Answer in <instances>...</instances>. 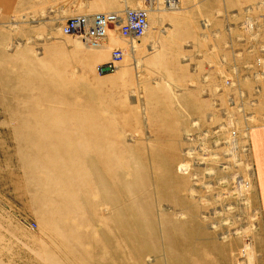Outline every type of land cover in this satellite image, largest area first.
Listing matches in <instances>:
<instances>
[{
  "label": "rangeland",
  "instance_id": "374dc122",
  "mask_svg": "<svg viewBox=\"0 0 264 264\" xmlns=\"http://www.w3.org/2000/svg\"><path fill=\"white\" fill-rule=\"evenodd\" d=\"M189 1L197 15L153 6L133 44L112 35L124 52L111 67L88 46L109 34L73 46L66 15H0V264H264L247 143L264 120V0ZM208 6L228 11L217 26L246 21L229 31L233 67L227 33L199 29ZM94 90L101 123L86 117ZM90 127L108 169L74 152ZM54 179L71 196L88 183L90 204L58 206Z\"/></svg>",
  "mask_w": 264,
  "mask_h": 264
},
{
  "label": "crops",
  "instance_id": "0c3cea01",
  "mask_svg": "<svg viewBox=\"0 0 264 264\" xmlns=\"http://www.w3.org/2000/svg\"><path fill=\"white\" fill-rule=\"evenodd\" d=\"M204 0H200V4L202 8ZM124 4H131L130 1H117V0H0V15L8 16L12 13H24L28 15L38 16L40 19L43 15H56L55 18H59L63 15L65 17L76 14V13H88L99 10L106 9H120L124 6ZM185 10L187 8H193L194 13L197 15L198 6L194 2H190L189 0H185ZM194 5V6H192ZM218 6H208L206 9H202L204 14H207L199 19V29H209L212 33L215 34L214 31H225L227 34L226 41L223 42V45L228 47V53L231 55L230 58H227L229 62H232L229 65L233 67L235 62L240 61L236 59V41L239 39L236 38L235 33H229V31L233 30H244L245 26L243 22H229L225 21L222 25L217 26L216 23H213L210 19L216 16H224L226 18L227 10L225 8L219 9ZM222 11V12H220ZM189 13L192 12L188 11ZM242 11H232L231 14L239 15ZM244 15V14H243ZM64 17V18H65ZM63 18V19H64ZM243 18V16H242ZM152 29V28H151ZM154 29V27H153ZM149 35V34H148ZM234 36L230 38V36ZM246 38L242 39V45H246ZM245 52V49L242 50V53ZM245 57V56H241ZM244 61V59H243ZM233 64V65H232ZM243 79V78H242ZM245 81H242V85H244ZM254 108V106H253ZM251 115H257L256 112L253 111ZM248 134V148H249V156L250 161L252 163V183L253 190L257 199V203L260 209V216L263 223V237H264V120L258 122H249L247 127ZM264 245V243H263Z\"/></svg>",
  "mask_w": 264,
  "mask_h": 264
},
{
  "label": "bare ground",
  "instance_id": "6f19581e",
  "mask_svg": "<svg viewBox=\"0 0 264 264\" xmlns=\"http://www.w3.org/2000/svg\"><path fill=\"white\" fill-rule=\"evenodd\" d=\"M119 1H121V2H125V1H130V2H134L135 3V5L137 4V5H141L142 4V2L140 1V0H119ZM180 1L181 0H178L177 2L175 1V2H172V3H170V5H168V6H164L165 4L163 3V0H154V1H152V3H151V5L150 6H148L147 8V16H146V21H147V23H146V25H147V28H146V30L148 29V27H149V23H148V14H149V12H150V10H151V8L153 7V6H155V5H160L161 7H163V8H166V7H168V8H176V7H178V5L180 4ZM130 5H132V4H130ZM121 9V8H120ZM112 10H117V8H115V9H112ZM105 11H108V10H105ZM146 30H145V32H146ZM144 32V33H145ZM62 33V32H61ZM143 33V34H144ZM63 34V33H62ZM81 34V36H80V39L78 38V39H74L73 38V40H72V45L73 46H78L76 43H78V44H80L79 43V40L81 41H83V39L84 40H86V41H89L90 40V38L88 37V36H85V34H83V33H80ZM108 34L110 35L109 36V38H108V41L106 42V43H101L100 41L98 42V41H96V43H94V44H88V46L90 47V46H92V47H94L93 49H99V50H109V51H111V49L113 48V46H111L112 44H114V40L116 39V38H114L112 35H115V37L117 36V37H119V38H121V39H123L125 42H128L129 44H133V41H132V39H130V38H127V37H125V36H122V35H120L119 33H116L115 32V30L114 29H111V28H107L106 29V32H105V36L107 37L108 36ZM84 36V37H83ZM104 36V37H105ZM96 38H94V40H95ZM100 39V38H99ZM101 39H103L102 37H101ZM100 39V40H101ZM85 45V44H84ZM81 46H83V44L81 45ZM86 46H87V44H86ZM111 46V47H110ZM115 46V45H114ZM85 47V46H84ZM88 47V48H89ZM116 47V46H115ZM120 50H121V52H122V54H121V57L118 59V60H116V61H114V63H116V62H118V61H120L121 59H122V56H123V50H122V48H119ZM109 94V93H108ZM92 98L94 99V100H91L90 99V101L89 102H87V103H85V106L90 110V113L88 112V114L86 115V117H87V119H90V120H93L92 119V117L94 116L95 118H96V120H97V122H100L101 123V120L102 119H100L98 116H95L94 114L95 113H97V111H100V110H102V109H104V108H106V104H104V102L106 101L105 100V98L104 99H102V96H101V92L99 93V92H96L95 90L92 92ZM105 100V101H104ZM104 101V102H103ZM109 108V107H108ZM115 110V109H114ZM93 115V116H92ZM73 117V116H72ZM72 117L69 119L70 120V122L71 123H73L74 122V119H72ZM90 117V118H89ZM93 127H90V129H89V131L87 132V133H85L84 135L82 134L81 136H84L82 139H81V141H80V145L82 146L80 149H74V152H81V151H83V150H86L87 151V153H88V155H91V153H95L96 155H97V157H98V162H99V164H100V166H102V168H104V169H108V166L107 165H109V164H107V163H105L103 160H101V157H100V150H101V140H99V138L101 137V135H102V132L101 131H98L99 129H97V130H95V131H90V130H93L92 129ZM96 137H98V140H95V138ZM72 143V142H71ZM74 143H76V142H74ZM104 149H106V148H104ZM108 149V148H107ZM118 149V148H117ZM120 149V148H119ZM66 151V150H65ZM67 151H69L68 150V148H67ZM108 151V150H107ZM117 151H119V150H117ZM91 152V153H90ZM103 153H104V151H102ZM64 153V152H63ZM99 153V154H98ZM102 153V154H103ZM108 153V152H107ZM114 153V152H113ZM111 154V153H110ZM109 154V155H110ZM114 155V154H113ZM102 156H104V155H102ZM110 158V157H109ZM57 162V161H56ZM44 163V162H43ZM42 163V164H43ZM55 164V163H54ZM57 164V163H56ZM62 164V163H61ZM97 166H99L98 164H96ZM43 166H45L46 168H48V167H50L51 165L49 164V163H47V161H45V164H43ZM52 166H53V162H52ZM63 166V164L62 165H56L55 167L57 168L56 170H60V169H62V168H66V165L64 166V167H62ZM99 166V167H100ZM110 166V165H109ZM29 167V166H28ZM42 167V166H41ZM112 167V166H111ZM118 167H119V165H118ZM54 168V167H53ZM113 168V167H112ZM51 169H52V167H51ZM50 170V169H49ZM55 170V169H54ZM46 171V170H45ZM53 171V170H52ZM119 171V170H118ZM48 173V172H47ZM45 175V174H44ZM47 176V175H46ZM42 177H43V179L41 178V180L43 181V183H44V185H45V183L49 180V178H46V177H44L43 175H42ZM52 178H54L53 176H51ZM55 180V179H54ZM49 182V181H48ZM62 182V181H61ZM53 184H55V186L57 185L58 186V195H59V197L57 198V200L58 201H60L59 202V205H58V203H57V205L58 206H69V207H71V208H73V207H75V203L78 201V200H80V199H84L85 200V203L86 204H90V202H91V200H92V198L90 197V194L91 193H94V191L91 189V187L89 186V184L88 183H82V184H80L79 186H78V189H77V194H74V195H72L71 196V193H69V194H67L70 190H69V187L68 186H63L64 185V183H60L58 180H55L54 181V183ZM51 185V184H50ZM49 185V186H50ZM148 186V185H147ZM52 187H54V186H52ZM46 188V187H45ZM49 188V187H48ZM147 188V187H146ZM45 190V189H44ZM48 190H50V189H47V191ZM53 190V189H52ZM95 190H96V188H95ZM54 192H55V190H53ZM52 191V192H53ZM61 192H64L65 194H61ZM44 193H46V192H44ZM56 193H57V191H56ZM149 193V192H148ZM48 194V193H47ZM54 194V193H53ZM96 194V193H95ZM148 195V194H147ZM150 195V194H149ZM44 197H45V195H44ZM46 198H47V196H46ZM54 200L55 199V196H53L52 197V194L50 195H48V199L47 200ZM42 200V199H41ZM49 200V201H50ZM48 201V202H49ZM42 202H44V201H42ZM47 202V201H46ZM54 202H55V200H54ZM53 202V203H54ZM52 203V204H53ZM51 204V203H50ZM52 204H51V206H52ZM56 205V206H57ZM58 206H57V208H58ZM46 207H48V206H46ZM68 207V208H69ZM56 208V207H55ZM61 208V207H60ZM64 208V207H63ZM62 208V209H63ZM64 210H65V208H64ZM64 210H63V212H64ZM70 210V209H69ZM53 211V210H52ZM60 211V210H59ZM67 211V210H66ZM47 212V211H46ZM57 212V211H56ZM71 212V211H70ZM65 213V212H64ZM68 213V212H67ZM58 214V213H57ZM52 216H53V214H51ZM56 215V214H55ZM60 215H62V214H60ZM67 215V214H66ZM62 216H64V214L62 215ZM61 216V217H62ZM56 218H58V217H56ZM77 226V225H76ZM180 226V225H179ZM63 228V227H62ZM57 233H59V232H57ZM77 234V233H76ZM60 236V235H59Z\"/></svg>",
  "mask_w": 264,
  "mask_h": 264
},
{
  "label": "built area",
  "instance_id": "2783aa9c",
  "mask_svg": "<svg viewBox=\"0 0 264 264\" xmlns=\"http://www.w3.org/2000/svg\"><path fill=\"white\" fill-rule=\"evenodd\" d=\"M141 5L124 4L121 9L108 11H95L89 13H76L65 17L60 23V30L63 34L83 33L86 36L101 38L105 36L107 28L114 29L116 33L130 39H136L143 35L147 28V7L154 0H140ZM178 0H163L164 6L170 5ZM121 50L113 47L110 51V58L107 66L111 67L114 61L121 57ZM225 82H229L228 79ZM232 130L231 134L235 135Z\"/></svg>",
  "mask_w": 264,
  "mask_h": 264
},
{
  "label": "water",
  "instance_id": "95a60500",
  "mask_svg": "<svg viewBox=\"0 0 264 264\" xmlns=\"http://www.w3.org/2000/svg\"><path fill=\"white\" fill-rule=\"evenodd\" d=\"M102 69H103V70L107 69V66H103Z\"/></svg>",
  "mask_w": 264,
  "mask_h": 264
}]
</instances>
